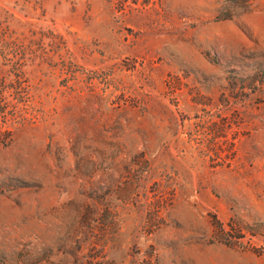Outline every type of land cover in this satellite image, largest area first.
I'll list each match as a JSON object with an SVG mask.
<instances>
[{"label":"rangeland","instance_id":"rangeland-1","mask_svg":"<svg viewBox=\"0 0 264 264\" xmlns=\"http://www.w3.org/2000/svg\"><path fill=\"white\" fill-rule=\"evenodd\" d=\"M0 264H264V0H0Z\"/></svg>","mask_w":264,"mask_h":264}]
</instances>
